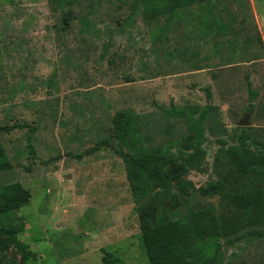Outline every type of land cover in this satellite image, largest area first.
<instances>
[{
  "label": "rangeland",
  "instance_id": "obj_1",
  "mask_svg": "<svg viewBox=\"0 0 264 264\" xmlns=\"http://www.w3.org/2000/svg\"><path fill=\"white\" fill-rule=\"evenodd\" d=\"M71 9L66 28L67 9L49 0H0V142L13 165L0 186L30 193L17 215L33 253L25 261L12 245L0 264H103L107 253L149 264L112 120L133 109L148 144L165 145L188 130L165 110L205 107L209 88L206 163L188 179L197 188L216 180L222 141L236 145L242 128L264 141V0H214L153 19L138 0ZM259 233L226 243L225 264H264Z\"/></svg>",
  "mask_w": 264,
  "mask_h": 264
},
{
  "label": "trees",
  "instance_id": "obj_2",
  "mask_svg": "<svg viewBox=\"0 0 264 264\" xmlns=\"http://www.w3.org/2000/svg\"><path fill=\"white\" fill-rule=\"evenodd\" d=\"M81 0H49L54 10L65 11L64 26L71 23V7ZM214 0H138L147 19L164 17ZM251 96L257 95L251 89ZM205 107L170 108L167 118H184L187 133L165 145L148 144L143 123L133 109L114 116L116 151L126 168L130 191L136 204L141 243L149 264H225V244L242 236L257 237L264 227V141L242 128L236 145L222 141L218 159L221 171L216 180L196 187L188 179L192 171L203 172L206 163L204 122L214 110L212 94L206 89ZM5 130L0 128V131ZM13 170L0 142V172ZM218 195V205L201 198ZM30 193L19 182L0 186V253L12 245L33 255L19 239L25 232L17 213L30 202ZM225 240V242H224ZM103 264H119L111 253Z\"/></svg>",
  "mask_w": 264,
  "mask_h": 264
},
{
  "label": "water",
  "instance_id": "obj_3",
  "mask_svg": "<svg viewBox=\"0 0 264 264\" xmlns=\"http://www.w3.org/2000/svg\"><path fill=\"white\" fill-rule=\"evenodd\" d=\"M241 126H248L249 125V121H248V117H246L241 123Z\"/></svg>",
  "mask_w": 264,
  "mask_h": 264
}]
</instances>
